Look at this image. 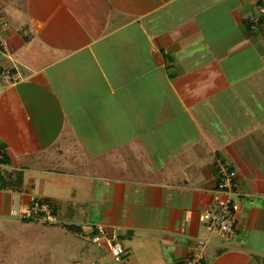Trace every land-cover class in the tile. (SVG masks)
Wrapping results in <instances>:
<instances>
[{"label": "crops", "instance_id": "obj_1", "mask_svg": "<svg viewBox=\"0 0 264 264\" xmlns=\"http://www.w3.org/2000/svg\"><path fill=\"white\" fill-rule=\"evenodd\" d=\"M259 7L0 0V72L18 80L0 90V171L23 181L0 190V219L36 196L83 237L105 227L128 264H180L202 239L205 264H264ZM220 163L236 173L229 241L200 222Z\"/></svg>", "mask_w": 264, "mask_h": 264}, {"label": "rangeland", "instance_id": "obj_2", "mask_svg": "<svg viewBox=\"0 0 264 264\" xmlns=\"http://www.w3.org/2000/svg\"><path fill=\"white\" fill-rule=\"evenodd\" d=\"M73 228L62 222L48 225L4 217L0 219V264H128L113 260L108 251L104 255L91 238Z\"/></svg>", "mask_w": 264, "mask_h": 264}, {"label": "built area", "instance_id": "obj_3", "mask_svg": "<svg viewBox=\"0 0 264 264\" xmlns=\"http://www.w3.org/2000/svg\"><path fill=\"white\" fill-rule=\"evenodd\" d=\"M259 15L260 18H264V0H260ZM258 21L259 18L252 19L254 25H257ZM260 26L264 29V25L260 24ZM16 81L18 80L15 75L0 72V83L2 84H0V90L3 85H12ZM218 175L214 191L216 197L201 211L200 222L209 233L217 234L223 241H229L234 237L236 215L240 209L237 203V194L234 190L236 173L227 164L220 163ZM11 216L19 220H32L48 225H56L60 222L53 205L36 196H33L28 203L20 205L17 210L11 212ZM92 242L97 246L106 244L105 247H107L109 256L113 260L117 262L125 260L124 248L117 243H113L112 237L105 227H96ZM207 245V239L199 240L192 256L183 260L180 264H205L204 252Z\"/></svg>", "mask_w": 264, "mask_h": 264}, {"label": "trees", "instance_id": "obj_4", "mask_svg": "<svg viewBox=\"0 0 264 264\" xmlns=\"http://www.w3.org/2000/svg\"><path fill=\"white\" fill-rule=\"evenodd\" d=\"M1 172V171H0ZM23 187L22 175L19 172L0 174V190L19 192ZM28 223L32 220H21ZM73 228V227H70ZM74 229V228H73ZM125 259V258H124Z\"/></svg>", "mask_w": 264, "mask_h": 264}]
</instances>
